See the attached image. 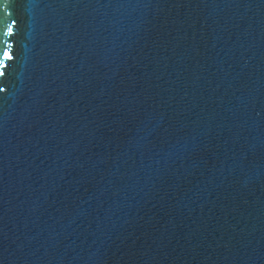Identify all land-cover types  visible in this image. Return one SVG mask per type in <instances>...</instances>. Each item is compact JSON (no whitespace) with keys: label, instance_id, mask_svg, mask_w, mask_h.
Wrapping results in <instances>:
<instances>
[{"label":"water","instance_id":"obj_1","mask_svg":"<svg viewBox=\"0 0 264 264\" xmlns=\"http://www.w3.org/2000/svg\"><path fill=\"white\" fill-rule=\"evenodd\" d=\"M0 264H264V0H0Z\"/></svg>","mask_w":264,"mask_h":264},{"label":"snow or ice","instance_id":"obj_2","mask_svg":"<svg viewBox=\"0 0 264 264\" xmlns=\"http://www.w3.org/2000/svg\"><path fill=\"white\" fill-rule=\"evenodd\" d=\"M4 34H5L6 36H11V35H12V30H11V28L8 27ZM3 56H4L6 59H11V55H10L8 52H6V51L3 53Z\"/></svg>","mask_w":264,"mask_h":264}]
</instances>
